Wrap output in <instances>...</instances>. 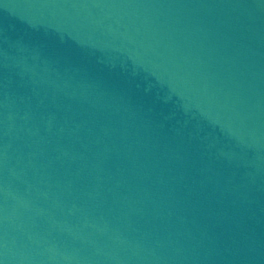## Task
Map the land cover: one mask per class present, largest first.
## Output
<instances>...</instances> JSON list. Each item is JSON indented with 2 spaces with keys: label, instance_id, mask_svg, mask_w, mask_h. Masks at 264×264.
I'll return each instance as SVG.
<instances>
[{
  "label": "water",
  "instance_id": "obj_1",
  "mask_svg": "<svg viewBox=\"0 0 264 264\" xmlns=\"http://www.w3.org/2000/svg\"><path fill=\"white\" fill-rule=\"evenodd\" d=\"M0 264H264V0H0Z\"/></svg>",
  "mask_w": 264,
  "mask_h": 264
}]
</instances>
